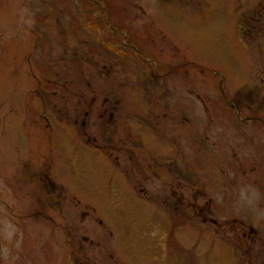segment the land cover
Listing matches in <instances>:
<instances>
[{
  "label": "rangeland",
  "instance_id": "374dc122",
  "mask_svg": "<svg viewBox=\"0 0 264 264\" xmlns=\"http://www.w3.org/2000/svg\"><path fill=\"white\" fill-rule=\"evenodd\" d=\"M89 1L0 0V264H44L52 235L61 240L39 219L19 253L18 200L24 211L47 209L45 167L73 220L83 208L103 221L118 264H224L223 248L230 264H264V238L241 243L248 226L264 233V182L251 170L264 134L237 118H264V0H109L144 8L129 13L147 19L126 42L139 53L103 31ZM175 115L185 118L180 133L170 129ZM163 134L178 151L185 199L190 172L212 198L224 229L215 239L193 217L182 232L170 213L166 229L155 205L130 191L138 165L115 148L136 145L144 158ZM91 229L89 239L106 241Z\"/></svg>",
  "mask_w": 264,
  "mask_h": 264
},
{
  "label": "flooded vegetation",
  "instance_id": "af4514ba",
  "mask_svg": "<svg viewBox=\"0 0 264 264\" xmlns=\"http://www.w3.org/2000/svg\"><path fill=\"white\" fill-rule=\"evenodd\" d=\"M109 2V0H90L86 3L92 5V7L89 8L90 13L94 16H98L95 19L99 22V25L105 27L103 31L111 32L112 36H119L124 46L126 45L131 50L137 51V49L133 45L134 43L126 44V42H133L134 29L137 25L136 22L143 21L144 24H146L147 19H137L135 18L136 16L129 17V13L135 11L137 6V8L141 10L143 14H145L144 8L135 3L133 5L129 4V6H126L127 4H120V6L116 7L112 3L111 5H109ZM65 13L66 11H64V14ZM55 19L56 21H59L58 18ZM137 52L139 53V51ZM220 92L223 94L222 89L220 90ZM107 101V98L103 100L104 103H106ZM247 108L250 109L248 106ZM109 109V107H105L101 116L105 117L107 116L106 113H108V116L111 117L113 113L109 112ZM176 115L174 116V118H176L175 125L174 123L173 125L171 124L170 129L174 130L177 133H180L182 131L180 127H182V124H184L185 118L184 116H180V118H178L176 117ZM167 116V113L162 114V117L164 119L161 122L163 131L169 124L166 120ZM237 118L243 123H249L253 121L257 122L258 124H251L249 126H253L255 131L259 129L261 133L264 134V118L261 114L247 113L241 116V114L238 113ZM245 131L246 130H244V134ZM155 136L152 137V139L156 142L157 140ZM163 138L164 142L160 141L161 143H155L152 141L153 145L146 148L145 153L147 154V156L144 158L135 154V149L137 147L136 145L130 147V149L121 146H117V148H115V150H118V152L123 151L122 154H129V159H131V163L133 164V166L135 164L138 165L137 168H131V172L134 175L135 172L139 175V177L135 181V183H137L136 189L130 190L132 195L134 192L137 199L142 197L143 199L150 201V203H153L155 205V210L153 212L159 215L160 223L166 229L168 228L169 222L168 215L170 213H173L175 214L173 217H175L178 222L177 227H180V229L182 227V232L184 230V226L187 225H185L183 221L185 219L193 217L201 222L200 225L195 226L196 229L201 230L208 236H210L211 234H215L216 229H221L222 224L219 223L221 221H218L215 218L216 212L211 208L213 203L212 198L210 196H207L206 192L198 189L197 179L196 177H193L195 179L192 180L190 172L186 173V175H188L186 179H191H189L185 185L190 189L192 187L194 188L187 196V199H185V188L183 186L185 172L182 165L179 164L178 151L168 150L167 146L165 145L166 137L164 136V134ZM262 141L263 136L262 139H260V147L257 155L253 153V157L257 158V163L256 165H252L251 170H257V174L260 180L264 182V143H262ZM115 150L113 149L114 153L117 152ZM116 158L118 157L116 156ZM144 159L147 160L145 161ZM118 169L120 170V168ZM119 172L122 175L123 179V172L121 170ZM39 180V185L43 187V190L49 192L40 196L39 200L42 203L40 207H47V209L41 208L36 210L32 209L31 211H24V200L19 197V209L14 214V227L19 230L18 232L20 234L19 253L24 243L23 233L33 232L37 227V221L41 219L40 221L44 229L48 227V230L52 231L53 234L55 232V229L58 228L60 229V232L62 234L61 240L55 239V237L52 235L51 241H48V251L45 253L44 259H42L44 261V264H56L57 262L58 264H118L117 258L115 256L114 245L112 242H110L111 235L106 229L103 230V221L100 220V218L96 217L94 219H90L89 213L83 208L76 211L73 220L71 211L69 209H62V206H65L62 204V201L64 200H62L60 197H56L55 193L53 192L55 191V189L53 187V179L50 177V171L48 170V167L44 168L43 176L40 177ZM141 181H143L145 184L140 185ZM5 207H7V205H5ZM8 210L11 211V209ZM93 220L95 223H97L98 226L101 227L100 233L99 231L97 232L99 236L101 234L102 238H104L106 236V233H108L105 242L103 241V239L101 240V238L96 239L95 237L93 240L89 239V237L87 236L90 230L92 231L91 225L94 224ZM46 222H48L47 227H45ZM187 227L192 229V227L189 225ZM231 228L232 227H230V230ZM246 229V231L243 230L241 233V243L245 240L251 241V244L256 242L258 243L260 239L264 238L262 229H254L252 226H248ZM79 233L81 234L79 235ZM210 237L211 239H215V236ZM184 239L182 238V240ZM255 240L256 242H254ZM224 243L230 242L225 241ZM180 244H183L181 240ZM209 248L211 249V247ZM212 250L213 249L209 251L212 252ZM21 255L22 252L19 257L23 258V256ZM220 260L224 264L231 263H229L230 260L228 257V252L226 253V250L224 248ZM241 261H243V259ZM22 263V260L19 259V264Z\"/></svg>",
  "mask_w": 264,
  "mask_h": 264
}]
</instances>
